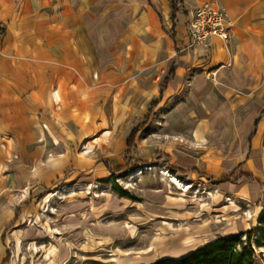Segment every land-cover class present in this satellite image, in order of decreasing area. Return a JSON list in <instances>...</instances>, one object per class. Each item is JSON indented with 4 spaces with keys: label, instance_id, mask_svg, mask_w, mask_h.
<instances>
[{
    "label": "rangeland",
    "instance_id": "obj_1",
    "mask_svg": "<svg viewBox=\"0 0 264 264\" xmlns=\"http://www.w3.org/2000/svg\"><path fill=\"white\" fill-rule=\"evenodd\" d=\"M110 23L121 22L111 17ZM107 50L114 56L123 47L111 40ZM181 87L158 98L134 141L140 154L122 155L148 100L84 136L79 127L72 134L60 128L49 155L45 143L0 137V264H160L258 228L260 200L218 193L200 173H227L245 154L251 111L235 96L216 110L206 104L208 86L194 101L188 83ZM200 107L205 110L195 114ZM189 119L194 124L185 127ZM259 236L254 233L252 245L264 264V240L255 246Z\"/></svg>",
    "mask_w": 264,
    "mask_h": 264
},
{
    "label": "crops",
    "instance_id": "obj_2",
    "mask_svg": "<svg viewBox=\"0 0 264 264\" xmlns=\"http://www.w3.org/2000/svg\"><path fill=\"white\" fill-rule=\"evenodd\" d=\"M206 2L224 8L230 40L189 49L188 23ZM111 40L121 43V54L109 55ZM99 47L107 54H95ZM171 67L174 78L160 94ZM183 83L191 101L208 86L209 107L235 96L251 111L245 154L227 173H200L218 193L239 191L264 206V0H0V137L45 143L49 155L60 128L72 134L79 127L80 136L108 128L111 115L124 117L146 100L157 107ZM242 175L254 182H233Z\"/></svg>",
    "mask_w": 264,
    "mask_h": 264
},
{
    "label": "trees",
    "instance_id": "obj_3",
    "mask_svg": "<svg viewBox=\"0 0 264 264\" xmlns=\"http://www.w3.org/2000/svg\"><path fill=\"white\" fill-rule=\"evenodd\" d=\"M173 7V4H172ZM175 11H173L172 19H174ZM174 78V67H171L168 75L164 78L159 91L160 94L165 89V86L171 82ZM156 107V103H152L148 108L147 115L143 118L141 123H137L132 127V130L127 136V149L125 155L127 156L129 152L132 154L137 153V147L134 144L137 134L142 130L146 121L148 120L149 114ZM263 114V113H262ZM125 156V157H126ZM245 178L251 182L253 179L247 175H242L239 179H234L233 182L237 183L240 179ZM126 194L125 192L121 193ZM258 228H251L243 233H238L226 237H218L213 241L197 248L191 253L167 262L161 261L160 264H260L258 262L257 256L255 255V249L252 245L253 235L256 232L260 233V236L255 241V246H259V241L264 240V213L260 212L258 217ZM245 237L242 240V237Z\"/></svg>",
    "mask_w": 264,
    "mask_h": 264
},
{
    "label": "built area",
    "instance_id": "obj_4",
    "mask_svg": "<svg viewBox=\"0 0 264 264\" xmlns=\"http://www.w3.org/2000/svg\"><path fill=\"white\" fill-rule=\"evenodd\" d=\"M231 34V24L223 7L206 2L196 7L192 12L187 27V47L208 49L213 38L228 44Z\"/></svg>",
    "mask_w": 264,
    "mask_h": 264
},
{
    "label": "bare ground",
    "instance_id": "obj_5",
    "mask_svg": "<svg viewBox=\"0 0 264 264\" xmlns=\"http://www.w3.org/2000/svg\"><path fill=\"white\" fill-rule=\"evenodd\" d=\"M175 182H177V183H178V181H177V180H176ZM179 185H181V184H179ZM182 187L186 189V186H184V185H183Z\"/></svg>",
    "mask_w": 264,
    "mask_h": 264
}]
</instances>
